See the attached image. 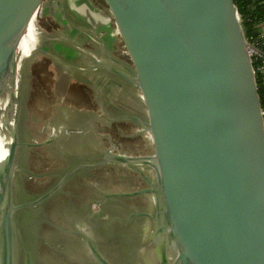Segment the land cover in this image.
Masks as SVG:
<instances>
[{
  "label": "water",
  "instance_id": "95a60500",
  "mask_svg": "<svg viewBox=\"0 0 264 264\" xmlns=\"http://www.w3.org/2000/svg\"><path fill=\"white\" fill-rule=\"evenodd\" d=\"M44 1L0 0V113L7 106L9 135L0 161V264H33L19 212L40 199L18 203L14 190L18 149L33 145L18 141L12 109L23 68L17 73V48ZM101 1L130 66L92 58L94 68L137 91L145 121H136L152 145L149 156L109 159L152 170V181L138 170L149 189L120 197H151L159 264H264V120L233 0Z\"/></svg>",
  "mask_w": 264,
  "mask_h": 264
},
{
  "label": "flooded vegetation",
  "instance_id": "af4514ba",
  "mask_svg": "<svg viewBox=\"0 0 264 264\" xmlns=\"http://www.w3.org/2000/svg\"><path fill=\"white\" fill-rule=\"evenodd\" d=\"M37 36L33 54H39L42 66L48 65L43 90L53 98L49 104L37 107L35 114L26 111V103L34 93L22 77L17 105L12 109L16 112L18 141L33 145L18 151H46L48 159L43 173L34 176L33 189L26 181L23 156L14 176L16 202L26 204L40 199L36 206L19 212L21 238L26 250L31 251L33 264L61 260L64 264H159L154 225L147 216L154 211L151 197H120L149 189L138 170L150 181L152 170L109 159L111 155L137 157L152 153L150 139L136 121H145L139 94L135 90L134 100L138 103L130 98L115 99L105 113L98 107L99 101L92 112L79 109L81 98L74 97L71 81L65 72L55 69L42 48L43 37L40 43L39 32ZM6 112L7 106L0 113L3 122ZM37 124L43 127L39 133ZM5 136H9L7 131ZM136 140L143 150H132V145L124 144ZM60 236L64 237V247H55L52 240L60 241Z\"/></svg>",
  "mask_w": 264,
  "mask_h": 264
},
{
  "label": "crops",
  "instance_id": "0c3cea01",
  "mask_svg": "<svg viewBox=\"0 0 264 264\" xmlns=\"http://www.w3.org/2000/svg\"><path fill=\"white\" fill-rule=\"evenodd\" d=\"M41 6L40 20L45 26L42 48L54 67L71 81L77 107L86 112L105 109L119 98L135 99L136 91L115 75L92 68L95 58L102 64L124 71L130 64L123 52L113 21L101 0H50ZM60 69V70H59ZM61 69H64L61 70ZM64 74V73H63ZM101 102H100V100ZM137 101L134 100V103ZM138 103V102H137ZM141 105V104H140ZM131 108L130 105H124ZM143 111V110H142Z\"/></svg>",
  "mask_w": 264,
  "mask_h": 264
},
{
  "label": "rangeland",
  "instance_id": "374dc122",
  "mask_svg": "<svg viewBox=\"0 0 264 264\" xmlns=\"http://www.w3.org/2000/svg\"><path fill=\"white\" fill-rule=\"evenodd\" d=\"M45 1H47L48 3L50 0H45ZM40 13H41V8L36 14V18H35L36 20H34V23H35L36 33L38 32L40 33L39 42L41 43V39L42 37L44 38L45 33H46L44 31L46 24L49 23L51 25L52 22L41 21ZM37 45H38L37 39H32L29 42L28 44L29 51H28V55L25 56V59L23 62V68H22V75H21L23 77V83L28 84L29 87L31 88V91L34 93V95L30 97L31 99H29L28 105L26 103V111L28 110L32 114L36 113L37 107H39L42 103L49 104V102L53 98V96H51L50 94H46L45 91L43 90V87H44L43 80L46 78V74L44 72H48L47 69H45L48 67V65H46L45 67L42 66L40 64L42 61H40L41 57L39 56V54L37 53L33 54L35 51L34 48L36 49ZM35 62H37V64H35ZM42 128H43L42 125L40 124L36 125V130L38 131V133H39V130L40 131L42 130ZM35 138H42V137L35 136L34 139ZM124 144L132 145L130 146L132 150H134V148L139 149L140 151L143 150L142 144L139 142V140H136L133 143L132 142L130 143L128 141V143H124ZM17 156H18L17 162H16L17 165H19L21 157L23 156V165L25 166L26 173H27L26 181L29 182L28 185H30L31 186L30 188L33 189V185H34L33 183L35 179L34 176L43 173L44 169L48 166V163H46V161L48 160L46 151L38 152L37 150H29V152L27 153L26 152L22 153L21 150H19ZM63 239L64 237L60 236V241L54 242L55 240L53 239L52 242L55 247L57 246L64 247ZM21 259H22V256H21ZM49 264H64V263L61 260L60 262H54V261L50 262L49 261Z\"/></svg>",
  "mask_w": 264,
  "mask_h": 264
},
{
  "label": "trees",
  "instance_id": "16d2710c",
  "mask_svg": "<svg viewBox=\"0 0 264 264\" xmlns=\"http://www.w3.org/2000/svg\"><path fill=\"white\" fill-rule=\"evenodd\" d=\"M234 5L241 17V25L245 39L254 36V24L250 20L264 18V4L262 6L252 5V0H233ZM257 93L259 96L261 109L264 112V81L262 75L256 77Z\"/></svg>",
  "mask_w": 264,
  "mask_h": 264
},
{
  "label": "built area",
  "instance_id": "2783aa9c",
  "mask_svg": "<svg viewBox=\"0 0 264 264\" xmlns=\"http://www.w3.org/2000/svg\"><path fill=\"white\" fill-rule=\"evenodd\" d=\"M264 6V5H263ZM241 21V17H240ZM254 24L255 35L247 42V54L250 59L255 79L257 75L263 76L264 81V18L250 20ZM243 29V28H242ZM264 120V112L262 111ZM264 125V122H263Z\"/></svg>",
  "mask_w": 264,
  "mask_h": 264
},
{
  "label": "bare ground",
  "instance_id": "6f19581e",
  "mask_svg": "<svg viewBox=\"0 0 264 264\" xmlns=\"http://www.w3.org/2000/svg\"><path fill=\"white\" fill-rule=\"evenodd\" d=\"M34 18L30 21L29 25L27 26L22 38L20 39L18 48H17V52H18V63H17V73L20 70V66L23 63L25 56L28 55V44L32 39H37L38 40V36L35 30V26H34ZM11 125V123L9 122V124H7V126L9 127ZM5 131H6V126L3 122V120L0 118V161H2L4 159V157L7 155L8 152V142H9V137L5 136Z\"/></svg>",
  "mask_w": 264,
  "mask_h": 264
}]
</instances>
